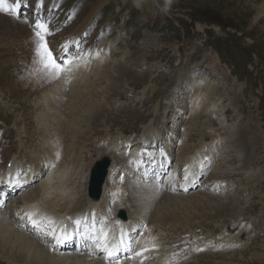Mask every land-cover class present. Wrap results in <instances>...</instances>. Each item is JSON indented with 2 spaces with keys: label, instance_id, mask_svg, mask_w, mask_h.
Here are the masks:
<instances>
[{
  "label": "rangeland",
  "instance_id": "obj_1",
  "mask_svg": "<svg viewBox=\"0 0 264 264\" xmlns=\"http://www.w3.org/2000/svg\"><path fill=\"white\" fill-rule=\"evenodd\" d=\"M263 2L264 0H21V7L26 13L21 21L30 27L38 23L47 25V46L58 62L62 63L64 70H67L55 78L40 77V81L45 84L33 87V91L27 89V83L31 82L28 76L32 71L41 69L36 51L37 29L19 24L20 15L0 14V158L8 163L13 151L25 159L26 151L27 155L35 152L33 157L27 158L29 165L31 163L29 167L34 172L33 164L40 166L37 168L39 171L33 174V177L36 176V180L31 182L34 187L28 194L14 200L8 211L20 215L23 197L30 195L32 190L37 189L42 181L52 175L48 173L63 171L67 165L71 171L66 178L72 172L76 175L73 177L74 181L80 183L85 179L88 182L85 188L80 186V196L87 195L91 200L90 204L95 205L100 214H106L105 206L110 202L115 219H119L115 213L119 216L121 211H125L129 218V208L134 205L138 208L137 205L145 207L146 204L148 209L154 195L149 196V192L144 197L134 189L136 184H141L144 180L148 184L153 173L144 179H137L135 175L140 167L131 168L133 165L130 163L136 152H148V149L141 147L138 150L140 147L134 145L123 148V145L132 144V140L139 136L144 137L147 129L155 126L161 128L156 144H162L164 149L168 142L163 137L167 139L168 135V140L171 139V145L167 148L169 150L160 151L157 153L158 158L154 159L159 165V172L165 174L163 182L158 183L159 186L167 185L171 193L179 186L180 189L173 192V195L185 192L182 189L184 180L169 183L171 178L181 180L174 173L182 170L183 164H177V161H182L194 147L200 148V156H203L201 162L204 165L209 160L206 156L211 151L220 153L212 156L219 162V166L215 168L208 162L207 171H204L206 175L202 179V176L199 178V173L193 172V176H196L195 189L201 180L202 189L213 186V191L195 192L197 194L194 199L186 197L187 200L185 197L162 192L166 199L159 198V202L163 201V206H169L167 209L172 210L161 214L156 206L152 207L153 217L148 222L162 223L167 216L178 219L179 214L185 213L181 215L182 221L178 220L180 223L166 222L162 225L163 229L162 226L155 228L161 237L157 244L162 245L165 252L166 248H171L170 257L165 264H264V15L261 21L257 18L258 13L264 11ZM31 8L33 12H29ZM47 13L51 14L50 18L64 22V25L52 27L51 22L43 19ZM210 53L218 59L217 67L211 65L210 56L205 59V55ZM100 56L102 59H99ZM76 65L85 66L90 74L89 87H62V91L72 92L78 106L73 105V101L54 86L59 81L60 74L65 79L62 84H66L69 78L65 76L66 73ZM91 83L93 88L89 89ZM89 90L90 94L87 96ZM6 96L14 100L12 104L7 102ZM83 98H87V101ZM191 101L196 107L191 106ZM102 108L105 110L102 115H98ZM44 113L48 117L47 122L39 117ZM85 115L90 118L89 121L82 120ZM109 115L112 118H108ZM160 121L162 124L158 125ZM88 123L92 124L89 129L86 126ZM51 125L52 130L49 129ZM61 126L65 128L59 130ZM231 135L233 139L236 137L234 141L230 140ZM174 147H177V155L171 156L170 152ZM179 148L183 150L180 156L177 152ZM152 150L151 153L156 155L158 149ZM36 154L41 158V163L35 158ZM105 156L114 164L113 168H109L112 170L109 171L110 178L107 182L117 190L108 193L107 201L102 199L103 195L99 201H94L88 194L89 177L92 165ZM167 156L171 157L169 161H173L169 171L162 166L167 163ZM18 160L21 163L22 160ZM125 161H128L130 169ZM187 161L189 163L186 164H192ZM27 163L28 160L24 162L23 169ZM42 164L46 166L43 165L42 168ZM202 164L196 163L198 172L203 169ZM124 166L129 170H125ZM51 167L52 170L49 171ZM189 167L191 166L187 168ZM31 171H22V180L28 178ZM211 178L217 179V183L214 184ZM22 180L20 189H23ZM147 186L149 189L142 185L141 192L144 188L151 191V185ZM151 187L158 191L155 186ZM195 189L187 193L194 192ZM6 191L5 194L8 193ZM13 198L12 195L11 199ZM176 199L181 201L180 204ZM117 203L120 205L115 207ZM57 204L63 212L66 211L68 205ZM125 204L123 207L128 210L121 207ZM185 215L190 219L191 216L194 217L186 220ZM111 219L99 220L98 227L106 228ZM246 222L248 226L245 225ZM83 229L88 235L86 225H83ZM140 229L141 227L137 228ZM147 229L145 226L141 234L150 235L146 232ZM160 229L161 233L158 231ZM230 232L231 235H225ZM198 235L200 236L194 243L205 249L226 242L237 243L226 244L228 250L219 251L215 248V251H206L205 254L192 258V261L179 256L204 251L196 249L191 242ZM76 242L81 246L79 239ZM2 248L4 246L0 244V264H20L11 258L15 257L14 253H18L17 251L10 253ZM87 250L94 251V246L87 245ZM80 251L72 253L69 250L72 254H82Z\"/></svg>",
  "mask_w": 264,
  "mask_h": 264
},
{
  "label": "bare ground",
  "instance_id": "obj_2",
  "mask_svg": "<svg viewBox=\"0 0 264 264\" xmlns=\"http://www.w3.org/2000/svg\"><path fill=\"white\" fill-rule=\"evenodd\" d=\"M263 15H264V11H260L258 13V15H257L258 16L257 18L259 19L258 21H261L262 20L261 17ZM17 24H18V22H17ZM7 37H9V35H7ZM205 56H206L205 59H207L210 56L209 58L211 60V65L212 66H214V67H217L218 66V64H219L218 59H216L214 56H212L211 53L210 54H206ZM88 66H89V64H88ZM98 67L99 66H97V68ZM93 68H94V66H93ZM90 69L92 71V68H90ZM111 69H113V68H111ZM64 71L66 72L67 70H64ZM96 74H95V76H96ZM88 75H90V74L86 71L85 66H82V65L81 66H77L76 65V67L73 68L72 71H68L66 73L65 76H68L69 77V78L66 77L68 79V81H67L66 84L65 83L62 84V81H64L65 79H64V76L60 74L59 81L54 86L59 88V90L62 92L61 94H64L67 97H69V99L71 101H73V105H74V104H76L75 101H74L75 100L74 94L72 92L71 93H65V92H63L62 91V87H64V88L65 87H71L72 88L73 86H75V87H86V86H88V84L90 82ZM40 77H46V78H50V79L51 78H55V76L49 75L46 72L42 71L41 69H36V70L32 71V73H30L29 76H28V79H30V81H31L30 83L29 82L27 83V89L29 91H33L34 90L33 87H38L40 85H44L45 84L44 82H41L40 81ZM118 77H120V76H118ZM94 79H96V78H94ZM91 87L93 88V83L90 84V88L89 89H91ZM50 88H51V86H50ZM101 88H99V89H101ZM75 90H76V88H75ZM94 91H95V89H94ZM80 92H82V91L80 90ZM52 93H53V91H52ZM89 94H90V90H89V93L87 94V96H89ZM81 97H83V96H81ZM41 99H43V98H41ZM86 99L83 98L84 101ZM6 100H7V102L9 104H12L13 101H14L11 98L10 99L7 98V96H6ZM192 101H191V103H192ZM69 102L70 101H68V103ZM200 103L201 102L199 100V104ZM191 106L196 107V105L193 104V103L191 104ZM81 107H83V106H81ZM92 107H94V106H92ZM103 110H105V109H103V108L100 109V111H98V115H102V111ZM53 111H55V110H53ZM77 115H78V113H77ZM160 115H161L160 118L162 120L163 113L160 114ZM39 117L42 118V121L43 122H47L48 121V117L46 116L45 113L44 114H40ZM108 118H112V116L109 115ZM82 120L83 121H89L90 118L85 115ZM161 122L162 121H160L158 123V125L159 124H162ZM76 123H77V121H76ZM49 125H50V123H49ZM91 125L92 124L89 125V123H88L86 126H88V129H89V126H91ZM57 127H59V126H57ZM64 128H65L64 126H61L58 129L59 130H63ZM158 128L159 127H155V126L149 127L147 129V131L144 133V137H142L140 139V141H143L142 142L143 145L142 144H139V145H141L142 147H144V146L145 147H148L151 144L155 143L157 141L156 139H157L158 133L161 130V128L160 129H158ZM49 129L52 130V125H51V127ZM83 131H84V129H83ZM58 132H60V131H58ZM50 135H52V134H50ZM213 136L215 138V135H213ZM56 137H58V136H56ZM212 139H213V137H212ZM234 139H233V136L231 135L230 136V140L231 141H234ZM58 142H60V140ZM148 143H150V144H148ZM115 150H117V149L115 148ZM41 151H43V150H41ZM182 151H183L182 148H179V150L177 151L178 154H179V156L182 154ZM46 153H47V151H46ZM64 153H66V152H64ZM149 153H150L149 151L148 152L147 151H141L140 153H137L136 152V154L132 157V161L130 162V163H132V165L134 164L133 166H135V165L136 166H139L141 170L142 169H145L143 171L145 173H143V174H147V175L148 174H151V173H154L155 170H157L159 168L158 163L155 162L156 160L153 158V156L151 155V153L150 154ZM60 154H61V152H60ZM50 155H52V154H50ZM35 158H37L38 160H40V163H41V158L37 154H36V157ZM54 158H55V156H54ZM103 158H109V157L108 156H105ZM166 158H167L166 161H168L170 159L169 156H167ZM21 160L22 161L20 163V161L16 157H13V158L9 159L10 164H9V167H8L7 172L5 174L3 172H0V182L1 181H5V179H7V177H8V183H11L10 184L11 186H14L15 185V183L18 181V178H14L15 182H12V179L13 178L11 179V177L12 176L14 177L15 175H17V174H19V173L22 172V169H23V167L25 165L24 162H26V160H25V158H22ZM129 161H130V159H129ZM28 162H29V159H28ZM125 162H124V164L127 163L128 165L127 164L126 165L130 169V165H129L128 161L126 163ZM145 163H148V167L147 166H144ZM48 164H49V162H48ZM156 164H157L158 167H156ZM44 166H46V165H44ZM67 166H66V168L63 169V171H60V172H57V173H54V174H53V172L52 173H48V174H52V175H50L49 178H47L45 181H42L38 185V188L37 189L32 190V192L30 193V195H27V196H24L23 197V200H24L23 203L24 204L22 206V211H21L20 217L21 218H24V216L28 217L27 213H32L33 216L34 215H37V216L40 217V219L38 220V223L44 222L45 224H47V228L49 229V231L46 228L42 227V230L44 231V234H45V236L41 238V242L43 244H46V242L50 239V237H51V235H52L53 232L55 233L56 231L59 230L58 233H57V236H59L61 234V231L66 232V234L68 236V239H66L63 242H60L59 243L60 245L64 246L65 248H69V247L71 248L73 242H75V241H77L79 239V243H81V247H82L81 248V251H83L84 249L87 250V245L88 246L89 245L94 246V251H88V253H89L88 255H83V254H79V253L72 254V253L69 252V250H68L67 253H64V252L61 253V252H57L55 250V248H53V246H49V247L42 246L39 242L33 241L32 239L25 237L23 234H20L19 231H16L17 230V227L19 226L18 225V221H15V220L9 218L5 213H3V212L0 211V244H2L4 246V248H2V249L3 250H6L7 249L8 251H10V253L13 252L14 250H15V252L17 251L18 253H14L15 254V257H12L11 256V258L16 259L17 261L16 260H14V261H16V262H18L20 264H39V263L40 264H163L164 263L165 256H166L165 255L166 252H165V250H164V248H163L162 245H158L157 244L161 237L156 233V230L157 229H155V228H160L163 225V223H166V222H171V223L178 224V223H180L178 220L182 221L181 215H184L185 213L184 214H181V215L179 214L178 215V219H177V217L173 216V219L174 220L171 219L172 218L171 215L170 216H167L164 221L162 220L163 222L161 221L162 223H159L157 221L148 222L153 217L152 207H155L156 206L158 212L161 213V214H167L170 210H172V208L170 210L167 209L169 206H167V208L164 207L163 205H165V203L162 204L163 201H160L159 202V198L162 200V199H164V197L161 196L160 193L156 195V192H155L154 193L155 196L151 197L152 200L150 199L149 205L147 204L148 205V209H145V207H142L140 205L139 206L137 205V207L139 209L138 208H135L134 207L135 205L132 206L131 208H129V209H131V215H130L131 216V222L130 221H126L125 222V221H122L120 219H115L114 218V210L111 208V206H112L111 202L108 205L105 206L106 207V214L105 213H103L105 215L100 214V212L98 211V208L95 207V205H92V203L90 204L91 200L87 197V195L80 196V193H81V187L80 186L82 185L83 188H85L87 186V183L88 182L85 181V179H83V178H82L83 180L79 181L81 184L78 183V182H76V181H74L73 177H74L75 174H72V172L70 173L69 177L66 178V176L68 175V173L71 171L70 166L69 165H67ZM186 166L187 167L188 166H191V167L187 168L186 174L188 175V178L187 179H184V182H183V185H182V189L185 192L195 189V185L196 184H194V180L191 177H193V172L194 171L196 173H199L198 172L199 169L196 170V166H197L196 165V162L192 163L191 165L190 164H186ZM32 167L34 169V172L31 171L30 176L28 178L26 177V178H24L22 180L23 188H25V187L27 188L29 185H31V182H33L34 179H35V177H36V176L33 177V174L36 173L37 171H39V170H37V168H39L40 166L38 167V165L33 164ZM111 167L112 168L114 167V164L112 163V161H111ZM127 167L124 166V169L125 170H129ZM110 170H112V169H110ZM159 170H157V171H159ZM75 171L77 172L76 169H75ZM82 171H81V173H82ZM146 171H148V172H146ZM164 171H166V170H164ZM71 175H73V176L71 177ZM108 175L109 174H107V175L104 176L105 177V180L103 182L99 180L102 175L101 176L100 175H97L96 177H91V173H90V177H89V186H102V191H101L102 192V195H103V198L102 199L103 200H106V201L109 200L108 193L113 192V190L114 191L117 190V189H113V187H110L109 181L107 182L108 178H110V177H108ZM147 175H144V177L142 179H144L145 177H147ZM194 177H196V176H194ZM194 179L196 180V178H194ZM145 181H147V180L142 181L143 182V187H147L148 188L147 185L149 183L147 184L148 181L147 182H145ZM89 186H88V194H89L90 198H92L91 192L89 190ZM147 188H144L143 189V192H145V191L147 192ZM150 188H151V186H150ZM130 189H132V188L130 187ZM155 189H156V187H155ZM121 191H124V189L121 188ZM131 194L129 193V195H131ZM150 194H152V193H149V195ZM133 195H134V192H133ZM137 196L139 197L138 194H137ZM11 198H12V195H10L8 199L1 197L0 198V202L2 203L5 199L6 200H9ZM185 199H186V197H185ZM99 200H97V201H99ZM170 200H171V198H170ZM176 201H177V199H176ZM178 201H179V204H180L181 201L180 200H178ZM210 201H212V200L210 199ZM215 201H217V200H215ZM58 202L59 203H62V204L68 205V207L66 208V211L63 212L59 208V206L57 204ZM177 202H175V204ZM145 203H147V202H145ZM185 203H186V201H185ZM197 203L198 202L196 201V204ZM209 203L212 204V202H209ZM182 204H183V202H182ZM144 205H146V204H144ZM124 206H126V204ZM171 206L172 207L173 206L175 207V205H171ZM209 206H210V204H209ZM45 208L48 209V212H49L50 215L57 216L58 219H54V218H49V217L43 216V214L45 213ZM191 208H193V206L190 207V209ZM211 208H213V207H211ZM179 210H181V212H182V209H179ZM186 211H188V210H186ZM103 212H104V210H103ZM173 212L174 211H172V213ZM181 212H178V213H181ZM189 214H190V212H189ZM189 214H187L188 217H189ZM192 214L195 215V213H192ZM112 215H113V218L112 219H114V220H112L110 218V216H112ZM187 215H185L186 217L184 216L185 219L188 218ZM195 216L199 217L198 214L195 215ZM193 217L194 216H191V219ZM105 219H111V221L108 220L109 222L107 223V226H106V228L103 229V231L104 232H107L109 234V239H110V242H111L112 246H114V247L117 248V254H116V256L113 257V258H111V259H107L106 258V253L96 247V239L95 238L98 235H100V230H101V228L98 227L99 220L100 221H103ZM185 219H183V220H185ZM188 219H190V218H188ZM188 219H186V220H188ZM76 220H80L81 223L79 225H77L75 223ZM156 220H158V219H156ZM50 221H51V223H50ZM83 225H86L87 226V228H88V231H87L88 235L85 234L84 229H83ZM145 226L148 228L146 232L149 233L150 235H146V234L145 235H141V238L139 239V242L138 243L136 241L133 242L136 239L135 236L140 235L141 232L143 230H145ZM139 227H141V229L140 230H137V228H139ZM163 227L164 226H162V229H163ZM122 228H124V229L122 230ZM162 229H160L158 231L161 233ZM81 232H83L82 235H81ZM121 238L123 239V243H121ZM66 245H68V246H66ZM98 252H102L103 253V256L100 257L99 259L97 258V256H95ZM136 253H141V255H136ZM10 255H12V254H10Z\"/></svg>",
  "mask_w": 264,
  "mask_h": 264
},
{
  "label": "snow or ice",
  "instance_id": "obj_3",
  "mask_svg": "<svg viewBox=\"0 0 264 264\" xmlns=\"http://www.w3.org/2000/svg\"><path fill=\"white\" fill-rule=\"evenodd\" d=\"M22 4L21 0H0V12H11L13 15L17 14L20 10ZM35 35L38 38L37 42V55H38V64L42 71L46 72L49 75L56 76L62 71H64L62 63L58 62V60L53 56L52 51L48 48L47 43L45 41V34L48 32L47 25L45 24H36ZM57 155H59L57 153ZM31 222L39 227V223L36 219L33 218L32 213H27ZM51 223V221H50ZM75 223L79 225L81 223L80 220H76ZM52 235H56V233H52ZM57 242H63L68 239L66 232L61 231V234L56 237ZM96 247L106 253V258L111 259L116 256L117 248L112 246L109 234L104 232L103 229L100 230V235L96 238ZM121 243H123V239L121 238ZM136 255H141V253H136Z\"/></svg>",
  "mask_w": 264,
  "mask_h": 264
},
{
  "label": "water",
  "instance_id": "obj_4",
  "mask_svg": "<svg viewBox=\"0 0 264 264\" xmlns=\"http://www.w3.org/2000/svg\"><path fill=\"white\" fill-rule=\"evenodd\" d=\"M108 165H109V162L107 160H105L104 162L98 163V166L94 170L92 177H96L97 175H100V176L102 175L99 180L103 182L105 180L104 176L106 175V169ZM101 191H102V186H91L90 188L91 195L95 199L100 198Z\"/></svg>",
  "mask_w": 264,
  "mask_h": 264
}]
</instances>
